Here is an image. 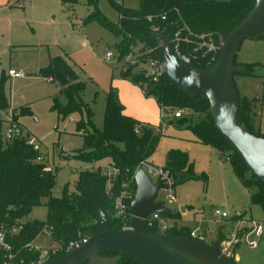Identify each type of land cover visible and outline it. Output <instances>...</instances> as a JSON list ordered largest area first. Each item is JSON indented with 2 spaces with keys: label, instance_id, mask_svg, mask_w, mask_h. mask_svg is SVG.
Returning <instances> with one entry per match:
<instances>
[{
  "label": "rangeland",
  "instance_id": "rangeland-1",
  "mask_svg": "<svg viewBox=\"0 0 264 264\" xmlns=\"http://www.w3.org/2000/svg\"><path fill=\"white\" fill-rule=\"evenodd\" d=\"M118 1L125 9L141 8L140 0ZM97 8L100 16L109 24L114 27L119 25V13L111 6L110 0H97ZM94 14L87 0H79L74 7L64 6L61 0H49V5L43 0H34L33 3L29 0H0V79H7V113L14 114L31 137H36L42 145L41 152L49 155L51 165L56 167L54 196L60 197L67 184L72 191L79 174L93 167V163L81 159L88 152L86 136L104 132L107 103L112 95L133 115L132 119L140 125L151 127L161 136L156 152L149 158L150 164L165 167L169 155L174 152L187 156L193 165L196 179L192 180L188 172H180L174 178V204L166 203L165 191L159 194L158 201L176 215V219L168 223L169 227L184 225L191 232L205 235L206 242L212 243L220 237L232 239L238 234L242 223L236 219L240 214L244 215L241 218L243 222L255 220L264 224V210L252 204V192L235 176L230 161H224L219 158L218 152L196 142L189 129L164 123L161 129V110L156 98L148 97L143 92L142 99L135 91L137 87L142 88L122 78L127 65H134L148 52L144 54L141 46H134L129 52L132 59L129 54L121 56V36L98 21H88ZM108 52L114 54L112 59H105ZM59 56L71 62L79 81L85 86L80 98L74 96V99L90 109V121L86 111H83V115L74 112L66 117H59L52 111L55 104L67 107L71 102V97L64 93L58 83H51L39 75L49 66L50 59ZM236 61L241 65H258L253 77H237L236 83L241 96H249L253 104L256 103L253 98L258 100L257 114L264 121V39L244 41ZM143 65L141 67L144 69ZM11 69L24 71L26 77L8 79L6 74ZM22 109L30 112L22 114ZM183 116H188L191 124L202 120L200 115L187 110L183 111ZM163 117L169 123L175 118V113H165ZM82 122L85 129L79 131L77 126ZM107 162L110 160L97 165L106 166L104 163ZM246 177L249 179L251 174L247 173ZM206 178L208 181L205 183ZM45 205L46 201H43L28 219L45 221ZM215 210L228 213L230 219L222 221L215 215ZM34 247L33 252L40 253L61 248L47 229L38 236ZM234 262L264 264V239L256 250L240 244Z\"/></svg>",
  "mask_w": 264,
  "mask_h": 264
},
{
  "label": "trees",
  "instance_id": "trees-1",
  "mask_svg": "<svg viewBox=\"0 0 264 264\" xmlns=\"http://www.w3.org/2000/svg\"><path fill=\"white\" fill-rule=\"evenodd\" d=\"M61 1L64 6L68 7H74L79 3V0ZM87 2L95 11V14L87 20L98 21L114 34L121 36L119 45L121 56L129 54L134 46H141L144 54L152 50V54L139 58L136 64L127 65L122 78L141 87L146 96L156 98L162 110L161 129L164 123L168 126L191 130L198 143L218 152L219 157L224 161H230L235 176L246 189L252 192V204L264 210V185L246 168L240 154L215 128L214 120L209 113V102L202 98L195 99L180 91L167 75H164L158 82L146 78L144 69L141 67L149 57L163 61V52L158 37L162 36L172 42L174 35L184 25L195 36L213 34L216 39L221 38L225 41L247 19L256 5V0L225 2L217 0H140V10L125 9L120 1L110 0L111 6L120 16L117 27L112 26L100 16L97 0H87ZM163 18L166 21H163ZM219 58L220 53L212 66L201 65L196 68L210 71ZM235 64L246 68L244 75H235V81L237 77H253V72L258 66L241 65L236 60ZM39 75L52 83H58L64 93L71 97V102L67 107L55 104L52 111L56 112L59 117H66L74 112L83 115V111H86L90 121L92 116L90 109L84 108L74 99V96L80 98L85 86L79 81L73 67L64 57L50 59L49 66L41 70ZM6 83L7 79L4 77L0 79V113L9 109L5 93ZM238 92L241 103L239 123L246 126L252 135L264 138V134L252 125L251 115L255 103L253 104L248 97L241 96L239 89ZM177 110L191 111L194 115H200L202 120L191 124L188 116H182L167 123L163 115L165 113L174 114ZM21 113L26 114V109H22ZM3 129L4 122L0 117V224L16 225L21 228L19 234L9 238L8 241L18 252V258L24 260L25 264H38L40 261L41 253L33 252L32 248L38 236L46 229L57 245L61 246L60 249H56V255L51 256L49 261L77 250L75 248L68 251V248L71 244H80L83 240L89 241L90 237L87 236L89 232L102 233L104 230L100 224L101 212L109 217L113 230L120 231L121 225L114 218L115 198L119 195L123 183H129L132 192V200L129 203L131 205L137 190L135 181H131V178L140 163L149 161V158L156 152L161 137L151 127L140 125L134 119L125 116L124 108L118 98L111 95L107 103L104 132L86 136L88 152L80 158L93 164L110 160V165L121 170L122 174L116 182L114 195H107V179L101 170L93 169L79 174L72 191L70 185L67 184L63 189V194L55 197L53 190L56 174L48 171L44 165L36 163L40 152L28 146L25 138L6 143L3 140ZM77 129L79 131L85 129L83 122ZM224 157L227 159L225 160ZM168 160L165 168L172 172L175 179L180 172H188L192 180L197 178L193 173V165L189 163L188 157L184 154L172 152ZM247 173L251 174L249 179L246 177ZM207 181L206 178L205 183ZM43 201H46V220H29L33 211L41 207ZM243 216L242 214L237 216V222L241 221ZM164 218L173 220L176 219V215ZM141 233L150 236L164 234L176 240L191 239V232L187 228L173 226L163 233L157 223L150 225L145 222L141 227ZM223 238L220 237L221 240ZM101 256L115 258L119 255L106 252ZM118 264L140 263L131 258L120 257Z\"/></svg>",
  "mask_w": 264,
  "mask_h": 264
},
{
  "label": "water",
  "instance_id": "water-1",
  "mask_svg": "<svg viewBox=\"0 0 264 264\" xmlns=\"http://www.w3.org/2000/svg\"><path fill=\"white\" fill-rule=\"evenodd\" d=\"M264 39V0H256L247 19L236 28L220 48V58L210 71L183 64L174 54L172 43L158 37L163 52L166 75L178 89L191 97L209 102V113L221 136L240 154L246 168L264 185V138L252 135L239 123L241 107L235 75L246 73L235 60L246 40ZM77 127H80L78 124ZM136 195L131 203L132 231L113 230L112 222L100 213L102 233L89 232L87 244L61 258L43 264H118L120 257L140 264H235L220 253L219 238L212 243L193 239L176 240L167 235H147L141 227L152 214L172 217L173 211L158 201L160 187L140 170L136 173ZM1 215V202H0ZM117 253L115 258L101 255Z\"/></svg>",
  "mask_w": 264,
  "mask_h": 264
},
{
  "label": "built area",
  "instance_id": "built-area-1",
  "mask_svg": "<svg viewBox=\"0 0 264 264\" xmlns=\"http://www.w3.org/2000/svg\"><path fill=\"white\" fill-rule=\"evenodd\" d=\"M149 21H151V19H149ZM163 21H166V19L163 18ZM171 43L176 57L183 64L196 68L201 65L212 66L216 62L217 56L220 53V48L224 41L221 38L219 40L216 39L213 34L195 36L191 30L184 25L174 35ZM149 54H152V50L148 51V56ZM113 57L114 54L108 52L105 59L109 60ZM129 57L130 59L133 58L131 53H129ZM142 57L144 58V56ZM143 66L146 78L151 79L154 82H158L164 75H166L164 61L149 57L146 59ZM6 75L8 78L12 79H23L26 77L24 72H17L15 70H10ZM182 116L183 110H177L175 112V118L179 119ZM0 117L4 122L3 140L6 143H11L15 140L25 138L28 146L40 152V155L36 159V163L44 165L48 171L56 174V167L53 164L51 165L49 155L45 156V154L40 151L41 146L39 141L36 138H32L28 134V132L18 122L16 116H14V114L9 115L7 111H4L0 113ZM35 122H37V119H35ZM55 130H58V128L55 127ZM136 132L139 133L137 130ZM61 152L64 151L61 149ZM224 159L226 160L227 158L224 157ZM93 169L96 171L101 170L102 174L107 179V195L113 196L116 189V182L122 174L121 170L110 164L101 167L97 164H93V167L89 170ZM140 170H143L150 177L152 182L160 187L159 194L161 191H165L166 203L171 205L176 202V182L170 170L165 167L154 166L148 161H143L134 172L131 181H134L136 173ZM131 200L132 192L130 190L129 183H123L119 195L115 198L114 206V218L121 225L120 231H132V213L131 205L129 204ZM215 215L222 221L230 219V215L228 213L220 210H215ZM145 222H148L150 225L157 223L160 231L163 233L170 228L168 226V219L159 214H152ZM239 222L242 223V227L238 234L232 239L223 238L221 242V255L231 261L235 259L236 251L240 247V244L244 243L249 249L256 250L258 249L261 241L264 239V224L262 222L255 220H249L248 223L243 221ZM20 230L21 228L16 225L7 226L6 224H0V260H2L0 261V264H25L24 260L18 258V252L15 251L13 245L8 241L9 238L18 235ZM191 239L206 242V236L199 235L196 231L191 232ZM87 243V240H83L80 244H71L68 251H72L75 248L78 249ZM32 249L35 250L34 245ZM55 255L56 250H45V252L41 253V259L38 264L48 262L51 256Z\"/></svg>",
  "mask_w": 264,
  "mask_h": 264
},
{
  "label": "crops",
  "instance_id": "crops-1",
  "mask_svg": "<svg viewBox=\"0 0 264 264\" xmlns=\"http://www.w3.org/2000/svg\"><path fill=\"white\" fill-rule=\"evenodd\" d=\"M30 1V3H33V1L34 0H29ZM46 4H48L49 5V0H43ZM65 58V57H64ZM68 62H69V64L70 65H72L71 64V62L67 59V58H65ZM11 70H13V69H11ZM10 71V70H9ZM8 71V72H9ZM18 72V71H17ZM22 72V71H21ZM24 72V71H23ZM9 79H12V78H9ZM48 81H50V80H48ZM51 82V81H50ZM52 83V82H51ZM127 83H130L129 81L127 82ZM237 87H238V85H237ZM246 91H247V88L245 89ZM135 91L138 93V95H140L141 96V98H142V94H143V91L142 90H140L138 87L135 89ZM248 92V91H247ZM249 93V92H248ZM144 95V94H143ZM245 97H248V98H250L249 96H247V95H245ZM143 99V98H142ZM254 100H256V103H255V106H254V109H253V112H252V115H251V121H252V125L258 130V131H260L262 134H264V121L263 120H261V119H259V114H257L258 112H259V110H258V107H259V103H258V100L256 99V98H253ZM161 110V109H160ZM26 112L28 113V112H30V110H28V109H26ZM124 115L125 116H127V117H130V118H133L132 116V114L131 113H129V112H127V110H125V108H124ZM161 117H162V110H161ZM161 121H162V118H161ZM29 134V133H28ZM30 135V134H29ZM31 136V135H30ZM34 138H36V137H34ZM195 138V137H194ZM195 141L197 142V140H196V138H195ZM40 143V142H39ZM40 146H42V145H40ZM40 151H41V149H40ZM220 158V157H219ZM104 164H106V165H108L109 164V162H107V163H104ZM228 220V219H227ZM168 221L170 222L171 220H169L168 219ZM224 221H226V220H224ZM178 226V225H177ZM186 226H184V225H179L178 226V228H185ZM191 232V231H190ZM214 242V241H213Z\"/></svg>",
  "mask_w": 264,
  "mask_h": 264
},
{
  "label": "flooded vegetation",
  "instance_id": "flooded-vegetation-1",
  "mask_svg": "<svg viewBox=\"0 0 264 264\" xmlns=\"http://www.w3.org/2000/svg\"><path fill=\"white\" fill-rule=\"evenodd\" d=\"M105 258H107V257H105Z\"/></svg>",
  "mask_w": 264,
  "mask_h": 264
}]
</instances>
